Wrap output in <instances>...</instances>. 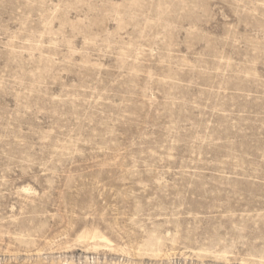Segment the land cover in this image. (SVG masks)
Segmentation results:
<instances>
[{
	"label": "rangeland",
	"instance_id": "374dc122",
	"mask_svg": "<svg viewBox=\"0 0 264 264\" xmlns=\"http://www.w3.org/2000/svg\"><path fill=\"white\" fill-rule=\"evenodd\" d=\"M0 264H264V0H0Z\"/></svg>",
	"mask_w": 264,
	"mask_h": 264
},
{
	"label": "bare ground",
	"instance_id": "6f19581e",
	"mask_svg": "<svg viewBox=\"0 0 264 264\" xmlns=\"http://www.w3.org/2000/svg\"><path fill=\"white\" fill-rule=\"evenodd\" d=\"M27 191V190H25ZM92 239H97L99 240L100 242H105V243H110L105 237L99 235L98 233H94L92 236H91Z\"/></svg>",
	"mask_w": 264,
	"mask_h": 264
}]
</instances>
